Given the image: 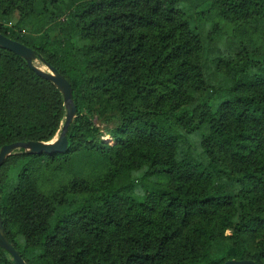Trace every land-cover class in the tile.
<instances>
[{
	"label": "trees",
	"instance_id": "obj_1",
	"mask_svg": "<svg viewBox=\"0 0 264 264\" xmlns=\"http://www.w3.org/2000/svg\"><path fill=\"white\" fill-rule=\"evenodd\" d=\"M0 32L75 105L65 151L0 164L26 264H264V0H0ZM65 116L58 88L0 47V147L49 141ZM91 116L113 121L112 144Z\"/></svg>",
	"mask_w": 264,
	"mask_h": 264
},
{
	"label": "water",
	"instance_id": "obj_2",
	"mask_svg": "<svg viewBox=\"0 0 264 264\" xmlns=\"http://www.w3.org/2000/svg\"><path fill=\"white\" fill-rule=\"evenodd\" d=\"M0 47L6 48L13 53L24 58L27 65L31 67L39 76L50 80L62 93L64 106L66 108L65 121L61 127L56 138H52L49 141H36L29 140L26 142L17 141L8 144H4L0 147V164L18 148H23L25 153L28 154H51L54 152H63L67 148V130L69 124L71 123L75 115V105L72 100V88L71 84L65 78L57 68L48 62H42L46 69L41 68L37 65L36 60H38L35 50L31 47L25 45L22 42L14 40L0 32ZM0 247L7 250L13 259L14 264H26L22 256L14 248L12 243L7 239L4 233V228L0 216ZM222 264H260L252 259H229Z\"/></svg>",
	"mask_w": 264,
	"mask_h": 264
},
{
	"label": "rangeland",
	"instance_id": "obj_3",
	"mask_svg": "<svg viewBox=\"0 0 264 264\" xmlns=\"http://www.w3.org/2000/svg\"><path fill=\"white\" fill-rule=\"evenodd\" d=\"M184 2L188 3L190 2V0H183ZM18 20V14L15 12L10 16H7L4 18V23L9 24V25H14ZM37 65H39L41 68L46 69L45 65L42 63V61L40 60H36ZM91 120L93 122H95V124L102 130V138L104 140H106L107 142H109L110 144L113 143V140H111L110 136L108 133H106V131L104 130L106 127H110L113 125V121H110L109 119H107L106 117H102V118H96V116H91ZM105 134V135H104ZM58 136V133L53 137L56 138ZM105 136H107L108 138H105ZM228 189L234 188V187H227ZM234 190V189H233ZM231 229L227 228L226 229V233H230ZM259 236L255 235L254 236V240L258 239Z\"/></svg>",
	"mask_w": 264,
	"mask_h": 264
},
{
	"label": "bare ground",
	"instance_id": "obj_4",
	"mask_svg": "<svg viewBox=\"0 0 264 264\" xmlns=\"http://www.w3.org/2000/svg\"><path fill=\"white\" fill-rule=\"evenodd\" d=\"M105 135V134H104ZM105 138H108L107 136H105Z\"/></svg>",
	"mask_w": 264,
	"mask_h": 264
}]
</instances>
